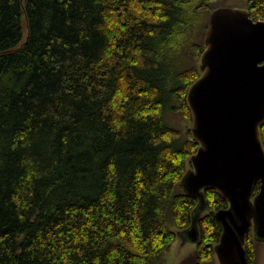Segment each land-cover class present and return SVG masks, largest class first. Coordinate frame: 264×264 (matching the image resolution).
<instances>
[{
	"label": "trees",
	"instance_id": "trees-1",
	"mask_svg": "<svg viewBox=\"0 0 264 264\" xmlns=\"http://www.w3.org/2000/svg\"><path fill=\"white\" fill-rule=\"evenodd\" d=\"M220 2L0 0V264L166 263L199 204L187 93ZM246 8L264 20V0ZM204 193L179 264H217L228 202ZM261 245L250 233L249 264Z\"/></svg>",
	"mask_w": 264,
	"mask_h": 264
},
{
	"label": "water",
	"instance_id": "water-1",
	"mask_svg": "<svg viewBox=\"0 0 264 264\" xmlns=\"http://www.w3.org/2000/svg\"><path fill=\"white\" fill-rule=\"evenodd\" d=\"M205 46L201 76L187 93L192 113L187 127L200 148L181 181L185 194L199 204L191 226L176 231V241L195 248L198 223L206 214L204 191L216 190L228 202L215 213L223 228L215 245L217 264H249L250 233L264 245V20L254 21L246 7L216 8Z\"/></svg>",
	"mask_w": 264,
	"mask_h": 264
},
{
	"label": "rangeland",
	"instance_id": "rangeland-1",
	"mask_svg": "<svg viewBox=\"0 0 264 264\" xmlns=\"http://www.w3.org/2000/svg\"><path fill=\"white\" fill-rule=\"evenodd\" d=\"M218 4L219 7H235L244 8L246 7V0H223ZM217 5V4H216ZM169 123L177 128H184L187 122L184 121L180 114L171 115L169 114ZM194 250V244L183 240H177L176 244L173 246V250L169 256H167L165 264H178L183 258L188 256ZM257 264H264V245H261L258 250V262Z\"/></svg>",
	"mask_w": 264,
	"mask_h": 264
}]
</instances>
